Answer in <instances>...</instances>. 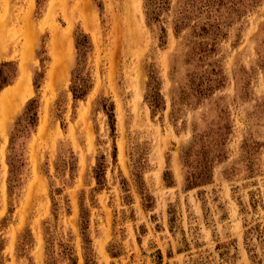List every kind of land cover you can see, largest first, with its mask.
<instances>
[{"label": "rangeland", "instance_id": "1", "mask_svg": "<svg viewBox=\"0 0 264 264\" xmlns=\"http://www.w3.org/2000/svg\"><path fill=\"white\" fill-rule=\"evenodd\" d=\"M0 264H264V0H0Z\"/></svg>", "mask_w": 264, "mask_h": 264}, {"label": "bare ground", "instance_id": "2", "mask_svg": "<svg viewBox=\"0 0 264 264\" xmlns=\"http://www.w3.org/2000/svg\"><path fill=\"white\" fill-rule=\"evenodd\" d=\"M58 58V57H57ZM6 95V94H5ZM9 95V94H8ZM16 96V95H15ZM9 98V97H8ZM13 98V97H12ZM4 101V100H3ZM15 101V100H14ZM4 103V102H3ZM47 113V112H46ZM1 115H3L2 113H1ZM5 115V114H4ZM46 126V125H45ZM4 212V211H3ZM2 214V213H1ZM11 250V249H10Z\"/></svg>", "mask_w": 264, "mask_h": 264}]
</instances>
